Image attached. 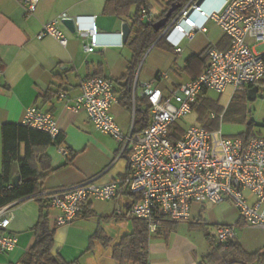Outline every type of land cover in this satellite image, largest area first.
Instances as JSON below:
<instances>
[{
  "label": "built area",
  "instance_id": "obj_1",
  "mask_svg": "<svg viewBox=\"0 0 264 264\" xmlns=\"http://www.w3.org/2000/svg\"><path fill=\"white\" fill-rule=\"evenodd\" d=\"M33 14L39 0H18ZM197 13L202 21L193 17ZM140 14L147 22L154 16L146 6ZM66 13L43 25L39 37L51 35L63 46L68 37L60 27ZM215 22L230 38L226 49L212 48L208 64L202 72L187 82L165 86L159 81L167 78L166 72L158 73L153 80L143 81L145 96L151 104V121L141 132H124L111 112L119 103L114 82L104 76L85 78L82 92L69 107L79 112L84 109L95 127L121 143L120 155L126 153L128 172L105 183L95 178L57 190H50L51 206L57 209L55 224L73 223L91 199L115 200L123 192L135 195L129 208L133 218L147 223L149 233H156L161 226V216L172 220H190L194 203L218 204L230 201L239 212V223L217 225L214 236L220 242L236 238L237 228L252 226L264 229V136L248 140L240 136H226L222 128L211 131L202 125H191L176 140L170 137V126L192 113L200 95L209 90L223 93L251 85L264 84L263 53L257 52L248 42H264V0H224L212 10L203 7L199 0H187L170 17L162 28L167 44L177 53L182 47L170 38L171 32L182 34L188 40L199 32L208 31V23ZM85 38V51L98 46L100 33L96 16L88 28H79ZM134 84V94L136 90ZM60 97H66L62 92ZM215 113L211 114L214 118ZM223 114H221L222 119ZM24 125L45 130L53 137L61 131L57 120L49 111L37 105L26 109ZM11 202L0 207V250H14L18 237L7 231L14 217ZM121 213L120 208L117 210Z\"/></svg>",
  "mask_w": 264,
  "mask_h": 264
},
{
  "label": "crops",
  "instance_id": "obj_2",
  "mask_svg": "<svg viewBox=\"0 0 264 264\" xmlns=\"http://www.w3.org/2000/svg\"><path fill=\"white\" fill-rule=\"evenodd\" d=\"M107 1L39 0L35 12L29 15L26 6L18 0H0V59L5 64L0 75V82L4 84L0 86V173L2 171V124L22 123L26 109L32 105L51 112L65 135L62 145L50 146L47 149L51 165L55 170L44 179V190L71 187L88 178H95L98 183H105L122 177L128 172L129 160L126 153L120 155L121 143L111 135L98 130L84 109L75 112L69 107V104L80 96L81 83L87 77L104 76L111 79L117 89H121L117 79L125 74L132 59V49L128 44L133 35L131 19L107 12L105 8ZM156 1L160 4L161 12L158 14L160 15L165 10L166 4L159 0ZM223 1L201 0V3L204 8L212 10L219 7ZM149 10L154 17L158 16L153 13L151 3H149ZM134 11L135 6H132L131 12L134 13ZM63 13L73 18L76 23L75 32L70 31L63 22L60 23V27L69 39L66 46L61 45L51 35L38 36L45 23L58 18ZM93 16H96L100 31L99 46L94 51L87 52L83 47L85 38L79 35L78 29L90 27ZM193 17L199 22L202 21L197 13H193ZM124 23H128L131 29L126 41L123 40L122 34ZM170 38L182 47L179 53L173 48H168L176 54L170 65L174 72L171 74L161 71L162 64L154 65L155 70L148 79L141 80L140 76L136 77L135 94L133 89L135 98L145 97L142 82L153 80L158 73L168 74L167 78L159 81V85L165 88V86L178 85L191 80L208 64L206 62L203 67L187 68V59L200 52V49H193L188 55L183 56V44L192 42L194 39L188 40L175 31L171 32ZM229 44V37L223 31L219 41L209 45L213 48L225 49ZM229 88L231 95L234 94L233 89ZM62 92L66 94V97H60ZM207 93L208 91L203 92L199 98L206 97ZM117 95L120 97V92H117ZM111 112L124 132H129L134 128L135 110L133 108H128L119 101L112 107ZM176 123L179 125L178 121ZM137 129H141L140 124L137 125ZM18 169L19 163L16 161L13 164V171L17 174ZM134 199L135 196L128 192H123L117 199L110 201L91 199L94 214L87 218H78L73 222L90 221L93 224L81 238L82 242L77 244L69 242L71 229H74V226H70L61 232L56 230L55 239L59 247L55 249L65 261L78 262L90 252L88 244L97 238L94 234L98 229L102 231L101 239L106 238L111 244L117 243L123 235L133 231V217L129 214V208ZM205 203L207 202L192 205L190 220L204 219ZM231 205V207H225V215L220 222L215 221L216 225L239 223V212L233 204ZM118 208L121 213L117 212ZM40 210L41 202L36 197L15 201L14 217L7 231L18 237V243L14 250H0V264H24L25 254L36 241V233L32 227L39 220ZM55 210L57 211L53 207L49 210L51 227L55 225V218L58 214V211L54 213ZM111 216L121 220L115 233L117 237L121 236L119 240L116 239V235L107 233L105 224L102 223V220H108ZM96 226L98 229L93 232ZM239 228L254 227L239 225L237 231ZM237 238L238 235H236ZM241 245L246 251L255 252L249 251L244 244L241 243ZM148 252L151 264H199L201 261L199 255L195 260H191L187 253L178 257L168 256L165 242L158 239L149 242Z\"/></svg>",
  "mask_w": 264,
  "mask_h": 264
},
{
  "label": "trees",
  "instance_id": "obj_3",
  "mask_svg": "<svg viewBox=\"0 0 264 264\" xmlns=\"http://www.w3.org/2000/svg\"><path fill=\"white\" fill-rule=\"evenodd\" d=\"M160 1L165 2L166 8L160 15L154 17L153 22H144V19L140 14V8L143 5L149 9V0H108L105 7L107 12L118 17H130L132 22L133 35L130 37L128 44L132 49L133 55L127 71L123 76L117 79V83L121 89H117L115 86V91L120 92V102L128 108H133L135 110L134 132L143 131L148 127L151 121V104L149 103L147 96L141 99L133 96V85L137 76L138 67L144 58V55L152 46L160 45L172 49V47L167 44L164 37L160 36L162 29L158 31L152 26V24L165 15L172 3L180 2L182 5L187 0ZM132 6H135L134 13L131 12ZM174 13L175 11L173 14ZM212 48V45H207L200 52L191 55L187 59L186 67L196 68L206 65V62L209 60V52ZM262 56L264 60V53ZM4 68L5 64L0 59V75ZM200 71L202 72V70ZM201 72H199V74ZM259 84H264V78ZM254 85L257 84H251L242 90L235 91L233 96L239 93V100L241 102L246 101L249 99L248 90ZM0 86H4V84L0 82ZM208 106H211L210 101L207 96H202V98H199L194 104L193 110L199 112V118L206 119V122L201 124L202 126L211 131L218 130L222 123L220 115L222 112H214L216 114L214 118L211 116L207 117ZM139 124L141 129H137V125ZM252 124H254L253 120L250 122L249 128H251ZM1 133L3 146L2 171L0 173V207L29 197H36L41 202L39 220L32 227L36 233V241L25 254L23 263L67 264L68 262L65 261L59 251L55 249V234L60 225L55 224L53 227L50 226L49 210L50 207H52L49 198L50 190L43 189L44 179L55 170L51 165V158L47 154V149L50 146L62 145L65 141V135L60 131L58 135L53 137L45 130L17 122L3 123ZM183 133V128L177 123H173L170 126V137L173 140L181 137ZM238 136L248 140L251 137L259 135L253 134L249 129L247 133ZM72 159L73 156L71 157V160ZM16 161L19 163L17 174L20 175V180L17 184H13L12 177L16 174L13 171V164ZM93 214L94 210L91 208L89 200L83 204V210L78 218H87ZM176 222H178V220H172L167 215H162L160 228L165 230V226L170 227ZM101 236L102 231L101 229H98L97 232H95L94 237L98 238ZM149 240L147 223L142 219L133 218V231L123 235L117 243L112 245V256L120 264L127 261L136 264H151L148 252ZM92 243L93 242L91 241V244ZM235 262L264 264V248L255 252H248L236 238L230 239L226 242H216L211 238V250L202 256L199 264H232Z\"/></svg>",
  "mask_w": 264,
  "mask_h": 264
},
{
  "label": "rangeland",
  "instance_id": "obj_4",
  "mask_svg": "<svg viewBox=\"0 0 264 264\" xmlns=\"http://www.w3.org/2000/svg\"><path fill=\"white\" fill-rule=\"evenodd\" d=\"M160 1V0H159ZM152 5L153 13L158 15L161 12L160 4L156 0H149ZM134 10V8H133ZM144 22H147L145 19ZM209 31L207 33H198L192 42H185L183 44L184 55H188L193 49H204L209 44H216L219 41L223 30L214 22L208 24ZM248 42L253 48L260 53H264V42H258L254 39H248ZM176 57V54L166 47L157 45L151 47L142 59L137 76L140 79H148L155 70L154 65L162 64L161 71H167L172 74L171 63ZM231 95L229 88L224 93H218L209 90L207 98L211 103L208 106L207 117H210L214 112H222V123L220 127L226 136H238L247 133L250 129L255 135L264 136V92L260 90L255 100L247 99L244 102L239 100V93L235 96ZM221 113V114H222ZM220 114V115H221ZM254 121L251 128L249 124ZM206 119L199 118V112L193 110L192 113L181 118L178 123L183 129H187L191 125L204 124ZM230 201H224L218 204L205 203L204 219L196 220H181L173 223L170 227L165 226V230L159 228L156 233H149V242L151 240H163L165 242V249H168L167 255L173 257L182 256L187 253L191 260H195L199 255L207 254L211 250V238L216 242L217 225L215 221H221L225 215V207L232 206ZM229 209V208H228ZM57 213L55 210L54 213ZM93 220V219H92ZM119 219L111 216L108 220H102L105 224L107 233L116 235L117 226L120 224ZM77 221L71 225L58 226L57 231H64L68 227H73L70 232V243H81L83 236L87 233V229L91 228L90 221ZM88 222V223H87ZM118 224V225H117ZM96 228L93 230L95 232ZM122 235V234H121ZM237 240L244 244L249 251H257L264 248V230L259 228H239L237 231ZM121 237V236H120ZM120 237L116 235V239ZM89 253L85 255L80 261L67 264H120L112 256V245L106 238H96L94 242L88 244ZM55 247H59L57 244ZM186 255V254H185ZM122 264H136L134 262H125Z\"/></svg>",
  "mask_w": 264,
  "mask_h": 264
},
{
  "label": "water",
  "instance_id": "obj_5",
  "mask_svg": "<svg viewBox=\"0 0 264 264\" xmlns=\"http://www.w3.org/2000/svg\"><path fill=\"white\" fill-rule=\"evenodd\" d=\"M199 1L201 2V0H199ZM180 6H181L180 2L172 3V5L167 10L165 15L163 17H161L160 19H158L156 22H154L152 24V26L158 31L161 30L166 25V23L168 22V20L172 16L173 12L176 11ZM62 22L66 25V27L70 31H72V32L76 31V23H75L73 18L65 17L62 19ZM130 31H131V29H130L129 24L124 23L122 26V34H123V40L124 41H126L128 39V37L130 35ZM259 90H260L259 85H254L253 87L249 88V90H248L249 100H255ZM19 180H20V175H18V174L14 175L12 177V183L13 184H17Z\"/></svg>",
  "mask_w": 264,
  "mask_h": 264
},
{
  "label": "flooded vegetation",
  "instance_id": "obj_6",
  "mask_svg": "<svg viewBox=\"0 0 264 264\" xmlns=\"http://www.w3.org/2000/svg\"><path fill=\"white\" fill-rule=\"evenodd\" d=\"M232 264H247L245 262H235V263H232Z\"/></svg>",
  "mask_w": 264,
  "mask_h": 264
}]
</instances>
